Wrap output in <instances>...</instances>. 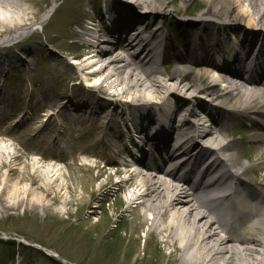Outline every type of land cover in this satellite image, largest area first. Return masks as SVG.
<instances>
[{
    "label": "rangeland",
    "instance_id": "1",
    "mask_svg": "<svg viewBox=\"0 0 264 264\" xmlns=\"http://www.w3.org/2000/svg\"><path fill=\"white\" fill-rule=\"evenodd\" d=\"M105 1L36 0L39 17L56 6L45 27H34L18 41V47H0V64L6 62L4 55L13 53L20 63L17 68L0 71L3 102L18 108L15 116L5 114L0 118L4 121L2 140L10 142L16 154L13 157L0 151V264H110L115 260L176 264L181 258L162 244L160 236L152 234L153 228L132 229L134 212L139 213L137 222L153 216L131 201L137 200V193L121 182L118 170V165L126 163L128 151L146 144L141 141L144 134L162 136L158 128L165 112L157 110L162 99L147 92L155 106L145 108L138 100L141 96L130 95L126 86L107 79L109 72H102L95 64L90 50L95 40L91 36L97 37L100 22L107 26L141 22L146 26L147 19L158 18L131 2L112 0L117 14L106 20ZM201 8H205L202 0H194L183 16L193 19ZM180 23L168 22L175 42L193 32L192 27ZM250 39L253 42L258 38ZM154 65L159 70L158 77L173 85L174 79L167 76L171 75L172 62L161 58ZM56 95L63 102L72 96L78 104L94 96L109 106L94 112L82 106L79 112L71 110L67 114L54 106L50 116L48 107L54 104ZM164 98L191 99L178 93ZM199 99L214 106L207 97ZM125 105L138 106L143 114L138 116ZM118 106L126 107L125 112L120 109L117 113ZM171 113L172 108L167 118L177 122L178 112ZM198 113L200 120L189 119L205 123V114ZM19 116L23 118L17 122ZM133 116L139 119L134 121ZM238 128L239 134L226 139L238 141L237 159L252 164L256 147L240 137L253 132L246 126ZM86 159L97 167L78 165ZM103 166L105 169L100 168ZM248 178L262 183L264 175L252 171ZM7 242H14V247L5 245Z\"/></svg>",
    "mask_w": 264,
    "mask_h": 264
},
{
    "label": "bare ground",
    "instance_id": "2",
    "mask_svg": "<svg viewBox=\"0 0 264 264\" xmlns=\"http://www.w3.org/2000/svg\"><path fill=\"white\" fill-rule=\"evenodd\" d=\"M119 1L131 2L158 19H147L146 26L141 22H125L120 25H126V31H128L122 40L124 48L117 50L121 58L118 56L112 58V53L116 50L110 53L112 47L102 42L91 45V57L95 58V64L100 66L102 72H109L107 79H115L126 86L130 95L141 96L138 100L143 106L145 105V108L155 106V103L146 95L147 92H152L157 98L162 99L163 104L161 107L157 106V110L165 112L161 114V120H159L158 131L162 136L144 134L141 140L142 143L149 141L151 146H158L164 155L159 156L157 160L151 157L147 160V164L152 167L150 169L152 175L145 177L140 173L137 174L135 189L137 200L140 201L139 205L141 204L142 208H145L144 210L153 217H146L143 221L137 222L139 213L134 212L133 222L135 223L131 224L132 229L137 231L147 227L153 228L152 234L160 236L162 244L172 249L173 254L180 255L181 258L176 261V264H264V180L262 183H254L248 178L249 172L252 171L264 175V116L262 113L264 93L257 96V80L261 72L256 78V83L252 82L255 88L251 86L248 99L235 93L236 87L227 91L228 85L217 83L218 78L220 81L223 78L217 72L237 75V71L229 68L228 62L237 63L244 60L250 48H252L251 59L260 66L261 71L264 69V0L261 4H259L260 0H202L205 8H201L199 14L193 19L183 15L187 14L188 5L194 0ZM35 4L36 0H0V47L3 45L9 49L13 46L18 47V41L21 42V39L34 27H45L56 11V6L52 5L39 17L40 7L39 5L35 7ZM104 8L106 20L117 14L112 0H106ZM175 16L181 18L177 20ZM171 21L181 22V26L189 25L193 28V32L186 34L179 42L178 50L172 45L170 24L168 25ZM99 24L96 29L98 32L107 27L102 22ZM149 25L154 26L150 28ZM114 26L116 25L109 24L107 30L103 31L106 37L104 40L108 42L111 40L107 38L110 33H113ZM83 30L86 29L83 28ZM144 33H151V40L143 37ZM251 36L258 39L252 42ZM97 37L94 41L102 40ZM12 43L14 44L11 45ZM253 43L256 46H252ZM104 46L109 51H104L102 49ZM158 49L162 50L161 54L158 53ZM128 51L131 53L130 58L127 57ZM3 57L6 62L0 64V71L6 70L7 67L20 66L19 58L15 53ZM160 57L172 61L171 75L167 74L169 80L174 79V84L171 86L158 77L159 70L154 64ZM123 60L128 61L129 65L123 64ZM2 75L1 72L0 118L5 114L15 116L18 113L16 106L11 108V104L3 102ZM98 82L99 80L95 81V83ZM221 82L224 83L225 78ZM190 88L193 89L189 91ZM169 93L176 95L178 93L191 99L177 101L175 98H164ZM256 96L257 102L253 100ZM203 97L209 98L214 106L199 99ZM61 99L60 95H56L54 104L48 107L50 116L54 106L66 114L71 110L79 112L82 106H86L92 112L109 106L107 102L95 100L94 96L85 99L83 104H78V100L72 96L65 98L64 102ZM125 106L128 109L133 108L138 116L140 113L143 114L138 106ZM118 107V110L114 109L117 113L121 109L120 106ZM126 107L121 109L122 112H125ZM171 108V114L178 112L177 115L180 118L177 122L167 118ZM181 111L184 114L179 113ZM198 111L207 117L205 123L195 122L200 120ZM127 115L129 116L128 113ZM22 118L19 116L17 122ZM189 118L195 120L191 121ZM133 119L137 121L139 118L133 116ZM157 122L156 119L155 123ZM3 124L4 121H0L1 137L4 136L1 129ZM239 125L247 126L253 132L247 136L248 141L256 147L252 164L240 162L236 154L238 141L226 139V136L239 130L232 129V126ZM143 150V147H137V151L142 154ZM0 151L16 156L11 151V143L2 142L1 138ZM143 156L132 157L131 162L144 163ZM178 156L183 158L177 161ZM86 165L96 167L88 159L82 160L79 166ZM235 168H238V171L235 172ZM55 169L58 168L55 167ZM166 175L175 177L190 186L195 202L198 206L204 207L205 214L196 212V208L187 199L182 187L175 186L174 190L171 189L173 188L171 182L163 183V185L165 190L177 193L174 198L177 200L168 202L153 195L158 189L157 183L163 182ZM144 182L151 186L148 184L146 187ZM23 202H20L21 205ZM209 214L212 215L211 218ZM137 263V260L126 262L115 260L110 264Z\"/></svg>",
    "mask_w": 264,
    "mask_h": 264
},
{
    "label": "trees",
    "instance_id": "3",
    "mask_svg": "<svg viewBox=\"0 0 264 264\" xmlns=\"http://www.w3.org/2000/svg\"><path fill=\"white\" fill-rule=\"evenodd\" d=\"M5 245H8V246H10V247H12V248H13V247H14V245H15V243H14V242H10V243H9V242H7V243H5Z\"/></svg>",
    "mask_w": 264,
    "mask_h": 264
}]
</instances>
